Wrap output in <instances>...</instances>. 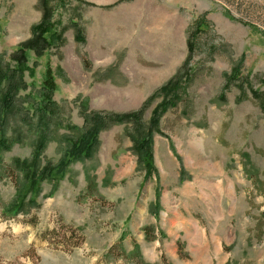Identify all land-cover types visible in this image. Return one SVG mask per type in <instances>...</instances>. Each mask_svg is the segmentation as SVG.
Instances as JSON below:
<instances>
[{
  "label": "rangeland",
  "instance_id": "obj_1",
  "mask_svg": "<svg viewBox=\"0 0 264 264\" xmlns=\"http://www.w3.org/2000/svg\"><path fill=\"white\" fill-rule=\"evenodd\" d=\"M41 1L0 0V68L14 67L13 55L42 22ZM48 6L61 41L42 57L29 53L19 111L5 125L11 148L0 153V264H92L96 256L95 264H131L116 257L120 239L130 255L146 227L159 237L143 241L159 261L148 264H264V0ZM48 66L59 119L77 127L84 105L108 115L143 109L147 133L166 85L181 76L188 85L176 108L155 115L150 178L132 151V125H114L100 132L90 160L69 167L57 191L43 182L37 205L27 198L24 212L9 219L24 180L15 162L30 161L37 141L25 120L29 114L37 123ZM65 148L62 139L50 142L41 165L56 164ZM63 236L67 251L56 246Z\"/></svg>",
  "mask_w": 264,
  "mask_h": 264
},
{
  "label": "trees",
  "instance_id": "obj_2",
  "mask_svg": "<svg viewBox=\"0 0 264 264\" xmlns=\"http://www.w3.org/2000/svg\"><path fill=\"white\" fill-rule=\"evenodd\" d=\"M49 1L52 0L41 1V7L43 10L42 22L34 28L32 38L19 47L13 55L12 60L15 63L14 67L8 69L0 68V153L2 151H9L11 148V145L5 138V125L9 116H13L19 111L15 101L16 93L21 89L22 83L24 86L23 76L25 72L29 70V53L34 52L36 57H42L49 48L61 41V36L55 29L54 23H51L50 21ZM235 74L236 68L234 69L232 76L228 79L231 80L234 78ZM187 85V83L182 81V76L166 85L163 91L169 92L163 98L162 103L155 109L153 124L147 133L142 123L144 116L143 109L138 113L108 115L89 112L86 105H84L82 111L84 125L82 127H77L69 122L59 119V107L53 100V94L57 90V85L53 70L48 66L42 82L40 101H38L37 108L35 109L37 111L35 113L37 116V123L36 125L31 123L33 117H29V114H27L29 119L27 118L25 120V122L35 131L37 138L34 154L30 161L15 162V167L21 171L24 180L21 186L16 185V201L10 209H7L5 217L14 219L19 213L24 212L27 198H29V204L37 205L36 199L41 193V185L43 182L51 183L53 186L52 191H57L60 182L65 179L69 167L73 163L90 160L97 150L100 132L114 125H132L134 129L133 134L130 135V139L133 141L132 151L137 156L138 164L144 168L146 178H150L156 171L154 167L152 147V133L157 127V118L155 115L158 113L160 115L170 109L176 108L181 102L183 92H185ZM60 130H66L68 134L60 135L59 137L58 132ZM61 139L66 146L61 159L56 164L48 162L45 165H41L42 155L47 145L50 142L59 141ZM159 210V205H156L155 209L152 210V213L158 215ZM143 232L145 240L148 243L159 241L158 234H156L154 228L146 227ZM62 238L63 241H58L60 244H56V246L67 251L68 247L66 243H64L66 237L63 236ZM119 244L118 249L120 246V249L122 250H119L117 253V248L111 247L108 252L110 258L114 257L113 254L115 252L118 254L116 257L120 261L122 259V261H128L131 264H148L145 262L144 257L140 252L139 245L134 243L133 251L130 255H126L123 248V237L120 239ZM54 245L55 243L52 244V246ZM81 245L82 242L78 241L77 243L70 245V247L78 248ZM177 246L180 257L184 258L181 251V243H178ZM163 261L165 264V259H163ZM115 264H118V262Z\"/></svg>",
  "mask_w": 264,
  "mask_h": 264
},
{
  "label": "crops",
  "instance_id": "obj_3",
  "mask_svg": "<svg viewBox=\"0 0 264 264\" xmlns=\"http://www.w3.org/2000/svg\"><path fill=\"white\" fill-rule=\"evenodd\" d=\"M127 238H130V237H126V239H124V244H125V241L127 242ZM144 239H145V236H144V232H142L140 235H139V239H138V241H137V244L139 245V248H140V252H141V254L143 255V257H144V259L147 261V262H149V263H157V262H159L158 261V259H156V258H150L149 257V254H148V252L146 251V249H145V247H144V245H143V241H144ZM133 249L134 248H132V246L128 249V251H133ZM98 257L99 256H96V257H93L92 259H91V261H92V264H95V262H96V260L98 259Z\"/></svg>",
  "mask_w": 264,
  "mask_h": 264
}]
</instances>
